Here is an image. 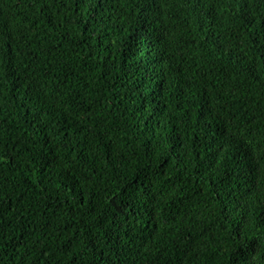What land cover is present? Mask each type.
I'll use <instances>...</instances> for the list:
<instances>
[{"label":"trees","instance_id":"16d2710c","mask_svg":"<svg viewBox=\"0 0 264 264\" xmlns=\"http://www.w3.org/2000/svg\"><path fill=\"white\" fill-rule=\"evenodd\" d=\"M0 264H264V0H0Z\"/></svg>","mask_w":264,"mask_h":264}]
</instances>
